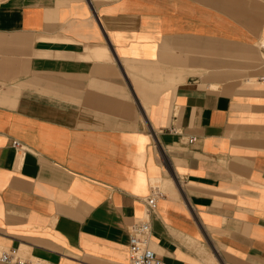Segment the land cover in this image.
Listing matches in <instances>:
<instances>
[{"label":"crops","instance_id":"0c3cea01","mask_svg":"<svg viewBox=\"0 0 264 264\" xmlns=\"http://www.w3.org/2000/svg\"><path fill=\"white\" fill-rule=\"evenodd\" d=\"M263 76L264 0H0V255L129 264L156 187L164 264H264Z\"/></svg>","mask_w":264,"mask_h":264},{"label":"built area","instance_id":"2783aa9c","mask_svg":"<svg viewBox=\"0 0 264 264\" xmlns=\"http://www.w3.org/2000/svg\"><path fill=\"white\" fill-rule=\"evenodd\" d=\"M264 82V76L261 78ZM191 140L190 142H193ZM14 147L23 150L19 141L13 142ZM162 196L161 191L154 187L151 194L144 199L145 216L133 224L130 233L129 264H164L157 253L152 249V225L151 214L157 207V200ZM0 259L10 264H31L16 256L13 252L1 253Z\"/></svg>","mask_w":264,"mask_h":264}]
</instances>
